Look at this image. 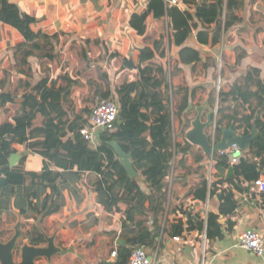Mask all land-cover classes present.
Returning a JSON list of instances; mask_svg holds the SVG:
<instances>
[{"label": "trees", "instance_id": "16d2710c", "mask_svg": "<svg viewBox=\"0 0 264 264\" xmlns=\"http://www.w3.org/2000/svg\"><path fill=\"white\" fill-rule=\"evenodd\" d=\"M179 1L182 8L166 6L163 0H152L145 12L130 18V26L141 37L147 33L150 15L158 21L167 20V25L163 24L159 38L139 49L137 61L124 59V67L137 73L136 81L122 84L115 93L109 91L108 85L98 89L97 96L101 99H117L120 112L113 129L100 133L97 148L92 149L81 136V130L88 125L95 110L96 98L88 96L80 112H76L72 93L79 85L77 81L68 79L65 87L56 81L50 82L49 77L35 87L22 81L23 93L18 100L12 93L2 94L0 98L2 107L17 106L11 121L0 123V186L32 184L50 189L43 210L36 204L35 195L29 196L30 207L45 219L60 210L57 190L64 173L86 174L89 189L104 194L108 199L107 211L118 214L122 220L125 243L118 247L117 257L111 264H128L136 246L147 248L148 245L155 250L165 216L167 219L171 215L181 217L175 221L177 237L186 230L190 232L188 227L193 225L200 239L206 233V247L212 241L222 239L226 231L233 229L234 223L225 225L220 218H231L239 213L242 208L238 194L249 193L255 181L264 176L262 70L250 68L232 85L222 84L218 94L202 87L190 90L187 86L174 84L183 66L200 60L199 52L185 45L193 33H196L200 47L216 49L222 43L230 47L235 67L249 57L243 40L239 39L241 33L248 31L247 24L253 22L252 13L248 14L246 24L241 15L246 0ZM0 21L21 34L24 41L18 46L17 53L21 55L22 65H28L32 56L40 60L54 58L52 41L57 36L35 33L32 27L37 19L32 13L9 0H0ZM114 56L118 57V54ZM84 58L87 59L86 54ZM222 59L220 77L224 80L233 67L228 68L224 54ZM103 78L108 83L107 77ZM203 93L207 94L203 118L214 114L217 108L215 144L221 141L227 129L239 137L255 133L248 149H243L240 162L233 167L228 157L220 153L214 154L210 165L211 158L185 138L191 127V104L202 101ZM175 120L180 122L178 134L174 130ZM209 129L211 142L213 125ZM114 141L131 155L138 177L128 176L110 146ZM20 149H28L40 156L42 169L28 170L30 156H25L11 168L10 159ZM226 171L228 175L224 176ZM191 174L200 175L198 185L190 191L195 203L203 205L216 200L219 204L218 212L210 211L207 221L177 204L179 197L171 190L173 180ZM258 195L264 198V193ZM173 196L175 201L171 203ZM150 214L153 216L152 227ZM182 217L187 219V228Z\"/></svg>", "mask_w": 264, "mask_h": 264}, {"label": "crops", "instance_id": "0c3cea01", "mask_svg": "<svg viewBox=\"0 0 264 264\" xmlns=\"http://www.w3.org/2000/svg\"><path fill=\"white\" fill-rule=\"evenodd\" d=\"M9 1L36 17L37 22L32 27L35 33L43 32L57 36V39L52 41L53 59L40 60L32 56L28 65H22L21 55L17 53L18 46L24 41L21 34L0 21V98L2 94L12 93L18 100L23 93L20 86L22 81H28L35 87L42 79L49 77L50 82L56 81L58 85L65 87L67 80L71 79L79 83L72 93V105L76 112H80L88 96H94L97 105V91L100 87L108 85L109 91L115 93L116 88L122 84L136 81L137 73L124 67V59L132 58L137 61L139 49L159 38L163 24L167 25V20L158 21L150 15L147 33L142 37L130 26V18L145 12L152 0ZM250 2L251 0H246L245 8L250 6L255 11L254 15L264 16L261 11L264 0ZM258 27L262 30L248 29L249 33L239 35L249 57L238 67L234 66L232 49L226 44L222 43L216 49L203 48L196 42V33L190 35L185 45L199 52L200 60L183 66L182 73L175 78L174 84L187 86L190 90L197 87L207 91L215 90L220 76L218 68L222 54L228 68L233 67L232 72L224 79L225 85H232L250 68L261 69L264 77V28L263 25ZM245 33L248 34L246 41L243 38ZM114 54H118V57ZM103 76L107 77L108 83L103 80ZM170 78L171 76L168 79ZM206 97L207 94L203 93L202 101H197L200 104H191V124L199 113L202 122L207 121L208 116L203 118ZM12 107L14 110L17 108L15 105H8L6 108L0 106V111L9 113ZM14 110L9 119H2L0 116V123L10 122ZM25 156L31 157L28 170L37 172L42 169L43 159L28 149H20L10 159V167L17 166ZM226 175L227 171L224 172V176ZM199 176L191 174L186 178L173 180L171 190L179 197L177 204L184 205L188 213L196 216L199 214L207 221L208 213L218 212L219 204L216 200L207 201L203 205L195 203L190 191L198 185ZM87 184L86 174L64 173L57 190L60 210L45 219L30 207L29 196L35 195L36 204L43 210L46 198L51 194L50 189L32 184L0 186V246L17 243V249L12 251L14 264L23 263V249L26 247L48 250L44 256L33 257V264L112 263V252L118 251V247L125 243L122 220L118 214L107 211V197L92 192ZM238 200L242 208L239 213L231 218H220L225 225L233 222V229L226 231L222 239L209 243L208 247L206 238L204 243L205 232L200 239L197 232L186 230L180 236L181 240L175 241L174 238L178 236L175 234V221L181 217L171 215L167 219L165 216L161 222L156 249L152 250L148 245L146 248L153 264H264V251L259 256L239 245V237L248 230L258 231L264 238V198L249 192L238 194ZM174 201L175 196L170 202ZM182 218L187 228V219ZM149 222L152 227L151 214Z\"/></svg>", "mask_w": 264, "mask_h": 264}, {"label": "built area", "instance_id": "2783aa9c", "mask_svg": "<svg viewBox=\"0 0 264 264\" xmlns=\"http://www.w3.org/2000/svg\"><path fill=\"white\" fill-rule=\"evenodd\" d=\"M163 1L166 4V6L168 5V6H176L182 8V4L180 3L179 0H163ZM219 80H220L219 84L216 87L217 94L221 89L220 84L222 83L220 77ZM97 101L98 102L95 107V110L89 117L88 125L81 130V136L83 140L86 143H88L92 149L98 147L99 145L98 138L100 133L113 129L114 124L117 123L119 120V112H120V106L118 105L117 101L113 98L104 100L98 97ZM216 118H217V108L214 111L213 132L211 133L212 139L210 142L213 145H215V137H216V132H215ZM218 153L227 156L229 159L230 166L233 167L240 162V157H242L243 155V149L237 144H232L226 150L220 151ZM209 157L211 158L210 159V165H211L214 155ZM250 192L256 194L264 193V176H262L260 179L255 181V183L251 187ZM188 228L191 233L196 232L195 226L192 225L189 226ZM205 238L206 236L204 235V243H205ZM174 240L179 242L181 239L180 237H175ZM239 245L241 248L261 256L264 251L263 234L258 231L248 230L239 237ZM111 257L116 258L117 251H113ZM128 264H153V262L152 260H150L146 247L136 246L131 253Z\"/></svg>", "mask_w": 264, "mask_h": 264}, {"label": "water", "instance_id": "95a60500", "mask_svg": "<svg viewBox=\"0 0 264 264\" xmlns=\"http://www.w3.org/2000/svg\"><path fill=\"white\" fill-rule=\"evenodd\" d=\"M201 109L199 110V112ZM214 124V114H209L207 121L202 122L201 114L199 113L196 119L191 124V129L186 132V140L198 147L201 148L204 153L208 156H213L214 154L226 150L230 145L237 144L242 149H246L247 144H250L255 136V133H252L247 137L237 136L231 129L224 130L222 139L219 143L213 145L209 142L207 130L211 125ZM110 146L115 151L116 155L120 158L121 165L126 169L127 174L130 178H136L139 174L133 167V162L131 160V155L126 153L122 147L119 146L117 142H111ZM18 247L17 243H12L7 246H0V260L2 264H14V256L12 251H15ZM15 249V250H14ZM23 263L22 264H33V257L44 256L48 253L47 249H32L31 247H26L23 249ZM152 260V258H150Z\"/></svg>", "mask_w": 264, "mask_h": 264}, {"label": "rangeland", "instance_id": "374dc122", "mask_svg": "<svg viewBox=\"0 0 264 264\" xmlns=\"http://www.w3.org/2000/svg\"><path fill=\"white\" fill-rule=\"evenodd\" d=\"M261 11H263L264 12V7H262L261 8ZM254 12L255 11H253L252 9H250V6L248 7V8H244V10L241 12L242 14H243V17H244V23L246 24V19H247V17H248V14L249 13H252V16H253V22H252V24H247V26L249 27L248 29H249V31H250V29H252V30H256L257 28L258 29H260V30H262L261 28H259L258 26H262L263 25V28H264V16H262V15H254ZM241 14V15H242ZM254 25H255V28H252V27H254ZM248 32V31H247ZM244 33V32H243ZM249 33V32H248ZM243 38L245 39V41H246V39L248 38V34L247 33H245V34H243ZM261 41H263V40H261ZM223 62H224V60L223 59H221V64L219 65V68H218V70H219V73H221V70H222V65H223ZM169 76H170V74L168 73V78H169ZM220 77V76H219ZM219 77H218V80H217V84H216V86L219 84ZM221 78V77H220ZM221 82H222V84L224 85V80L223 79H221ZM222 84H220V86H222ZM215 91H217V88H215ZM117 100V99H116ZM12 110H14V107H12V109H11V112H9V110H8V112L9 113H6L5 111H0V116L1 117H3L2 119H5V118H7V119H9L10 118V116H11V114H12ZM174 130H175V132L178 134L179 133V129H178V120H175V123H174ZM213 132V131H212ZM211 132V133H212ZM209 133H210V129L207 131V134L209 135ZM212 144V143H211Z\"/></svg>", "mask_w": 264, "mask_h": 264}]
</instances>
